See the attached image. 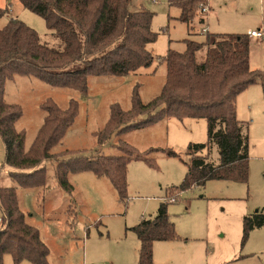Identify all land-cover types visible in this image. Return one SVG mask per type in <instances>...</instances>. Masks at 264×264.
<instances>
[{
    "label": "rangeland",
    "instance_id": "obj_1",
    "mask_svg": "<svg viewBox=\"0 0 264 264\" xmlns=\"http://www.w3.org/2000/svg\"><path fill=\"white\" fill-rule=\"evenodd\" d=\"M208 4L210 10L201 8L188 24L178 18L180 8L169 0H132L133 10L153 13L152 29L158 37L149 49L154 61L123 76H90L86 92L55 87L35 76L15 75L6 82V100L22 107L16 127L26 133V149L43 124L44 101L52 98L61 108H66L71 99L79 102L74 123L42 164L46 167V184L17 188L27 222L39 230L50 248L49 264H137L140 242L131 228L143 218L154 217L164 202L179 236L154 242L153 264H264V227L253 229L243 238L244 216L257 210L264 212V89L260 82L250 84L237 96V117L248 128L250 142L245 182L212 179L204 185L176 189L188 170L189 145L209 141L207 120L190 116H166L106 139L101 150L104 155H119V140L140 152L159 149L149 155L154 164L143 159L129 163L125 201L118 198L108 177H98L90 170L69 174L75 187L73 196L58 187L54 176L56 165L68 157L63 151L90 152L97 147L96 132L107 123L112 103L129 109L137 84L143 102L160 92L167 74L162 57L169 49L182 52L185 38L204 41L208 32L247 34L264 30V0H208ZM0 7L4 10L0 29L16 17L33 28L43 42L61 46L60 38L43 17L25 8L20 0H0ZM250 65L264 72V37L251 39ZM164 149H172L177 156L168 155ZM199 154L220 162L215 143L209 152ZM4 157L5 145L0 137V185L15 186L9 168L2 167ZM172 196L177 200L169 201ZM4 264L17 263L7 253ZM18 264L32 263L23 260Z\"/></svg>",
    "mask_w": 264,
    "mask_h": 264
},
{
    "label": "trees",
    "instance_id": "obj_2",
    "mask_svg": "<svg viewBox=\"0 0 264 264\" xmlns=\"http://www.w3.org/2000/svg\"><path fill=\"white\" fill-rule=\"evenodd\" d=\"M20 1L25 8L42 16L62 43L60 47L50 46L16 17L0 29V137L5 145L2 167L9 168L11 179L17 183L0 185V264H4L7 253L17 264L23 260L49 264L50 248L41 239L39 230L27 222L17 188L46 184V167L42 164L74 123L79 102L71 99L66 108H61L52 98L44 101L41 104L46 113L43 124L26 149V133L16 127L22 107L6 100V82L15 75L35 76L55 87L86 92L90 76H123L150 66L154 56L149 45L157 40L158 33L152 29L153 13L133 10L132 0ZM207 2L169 0L171 5L180 8L178 18L188 24ZM3 13L0 7V16ZM184 42V51L169 49L162 57L167 74L154 98L143 102L139 85H135L129 109H123L118 102L110 105L109 119L96 132L98 145L93 151H63L68 157L56 165L54 172L62 191L73 196L75 187L69 181V174L90 170L98 177H108L118 198L125 201L129 163L143 159L154 164L149 155L159 149L140 152L119 140L116 147L121 153L104 155L102 146L112 135H122L166 116L205 118L208 122L209 141L189 145L188 170L176 189L186 190L212 179L247 181L250 142L248 128L237 117V96L257 82L264 89V72L250 65L251 39L244 33L208 32L204 41L185 38ZM214 143L219 148V163L199 154L209 152ZM162 151L177 156L172 149ZM258 227H264V212L257 210L245 215L243 238ZM131 229L140 242L137 264H153L155 241L179 236L166 202L161 203L154 217L143 218Z\"/></svg>",
    "mask_w": 264,
    "mask_h": 264
},
{
    "label": "built area",
    "instance_id": "obj_3",
    "mask_svg": "<svg viewBox=\"0 0 264 264\" xmlns=\"http://www.w3.org/2000/svg\"><path fill=\"white\" fill-rule=\"evenodd\" d=\"M203 11H207V7L204 5L201 7ZM248 36L250 39H262L264 37V30L258 29V30H250L248 31ZM176 197H171L169 201L174 202L176 201Z\"/></svg>",
    "mask_w": 264,
    "mask_h": 264
},
{
    "label": "crops",
    "instance_id": "obj_4",
    "mask_svg": "<svg viewBox=\"0 0 264 264\" xmlns=\"http://www.w3.org/2000/svg\"><path fill=\"white\" fill-rule=\"evenodd\" d=\"M205 6H207L208 7V11L210 10V8H209V4H208V2H207V4L205 5ZM207 11V12H208ZM207 12H205V13H207Z\"/></svg>",
    "mask_w": 264,
    "mask_h": 264
}]
</instances>
